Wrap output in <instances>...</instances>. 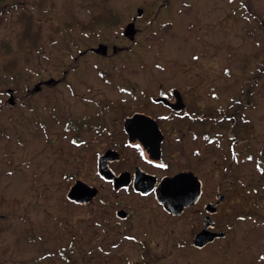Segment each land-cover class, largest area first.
Listing matches in <instances>:
<instances>
[{
  "label": "rangeland",
  "instance_id": "obj_1",
  "mask_svg": "<svg viewBox=\"0 0 264 264\" xmlns=\"http://www.w3.org/2000/svg\"><path fill=\"white\" fill-rule=\"evenodd\" d=\"M27 1L26 14L32 11L41 24L47 60L38 58V70L29 63L26 75L28 49L13 52L24 32L21 23L29 18L23 16L22 22L18 17V23L15 10L5 12L0 65L15 58L23 71L20 79L0 75V90L14 86L18 95L38 80L62 77L63 84L42 85L31 93L36 111L50 112L55 99L63 117H80L104 106L113 110L111 103L126 96L113 85L125 78L137 80L144 92L154 89L157 80H201L211 86L215 96L208 92L206 100L211 118L196 127L217 133L216 141L206 145L207 184L211 190L218 184L226 193L216 216L226 235L196 248L185 219L175 218L173 230L156 231L142 245L118 240L119 228L109 226V220L93 225L92 209L111 208L118 196L127 201L132 193L114 192L104 184L98 199L88 204L69 201V184L75 177L89 180L90 163L78 161L83 150L71 131L62 133L59 158L55 149H38L35 139L27 138L26 108L17 100L0 110V264H264V0H105L103 9L118 15L95 35L80 28L66 34L56 30L67 20L85 21L99 12L101 6L92 0H35L41 9ZM137 6L143 9L140 16ZM134 15L137 32L129 43L122 31ZM105 41L122 48L112 54L109 44L106 55L84 49ZM250 78L251 104H240L231 129L227 123L219 125L212 113L226 107L232 94L240 96L239 86ZM6 97L0 92V102ZM229 130L238 138L233 147ZM82 136L86 139L88 133Z\"/></svg>",
  "mask_w": 264,
  "mask_h": 264
},
{
  "label": "flooded vegetation",
  "instance_id": "obj_2",
  "mask_svg": "<svg viewBox=\"0 0 264 264\" xmlns=\"http://www.w3.org/2000/svg\"><path fill=\"white\" fill-rule=\"evenodd\" d=\"M123 39L132 43L135 34L131 37L123 35ZM105 44L107 47L111 45L112 54L122 48L116 43L105 41ZM84 49L100 55L107 54V50L102 53L92 45ZM27 64L26 75H29V61ZM100 75L106 76L103 72ZM63 81L62 77L38 80L32 87L26 86L22 94L18 95L14 93V86L6 87L0 90L2 94L7 93L6 99L0 102V110L10 108L15 101L21 100L26 108L24 122L28 140L31 137V141L35 139V146L40 150L55 149L57 158L61 156L62 133L64 130L72 132V140L83 150L78 161L83 165L90 163L87 174L89 180L81 176L75 177L74 180L81 179L97 188V193L90 201L77 204L84 205L98 199L104 184L111 186L114 192L123 190V194L132 193L127 201L124 200L126 198L118 196L113 200L111 208L103 206L92 209L89 218L93 225L106 224L109 220V226L119 228L121 234L118 240L141 242L142 245L151 241L149 236L154 237L156 231L173 230L175 218L185 219L187 229L192 231V238L208 221H212V225H209L211 231L224 230L219 228L216 216L224 203L226 193L218 189V184L213 190L207 184L209 181L206 145L216 141L217 133L207 130L206 126L196 127L199 124L204 126L206 119L211 118L207 115L206 100L208 92H212V98L215 93L210 85L201 80L185 79L182 83L157 80L154 89L144 92L137 80L125 78L120 85H113L126 95L121 101L111 103L113 110L104 106L99 111L80 117H63L61 103L55 99L49 106L50 112L36 111V107L31 103V93L41 89L42 85L55 87L63 84ZM253 85L254 82H251L246 100L243 101L247 106L251 104ZM89 89L88 96L94 100L91 88ZM45 97L46 94L41 96ZM238 97L237 93L232 94L226 107H217L215 113H212L219 125L227 123L229 129L234 127L239 110ZM84 132L88 133L86 139L82 136ZM227 139L230 140V147L238 140L232 130L227 133ZM27 144L30 145L29 142ZM99 159L109 173H125L127 183L115 187L112 179H107L99 173ZM214 167L215 164H212L211 169ZM179 173H186L185 180L188 184L198 183L199 192L194 201H190L175 214L157 200L154 187L162 178ZM150 178L154 179L153 188L147 192L140 191L133 185L134 180ZM227 190H232L231 185ZM209 202L214 204L212 212L207 210ZM119 210L124 211L123 216L118 215Z\"/></svg>",
  "mask_w": 264,
  "mask_h": 264
},
{
  "label": "water",
  "instance_id": "obj_3",
  "mask_svg": "<svg viewBox=\"0 0 264 264\" xmlns=\"http://www.w3.org/2000/svg\"><path fill=\"white\" fill-rule=\"evenodd\" d=\"M137 15L142 13V7L138 6L136 8ZM134 23L130 21L126 24L124 28V34L128 36H132L134 33ZM98 50L102 52L106 51V45L103 43L98 44ZM49 81V80H48ZM9 99H12V96H9ZM98 171L101 175L106 177L107 179H112L114 182V186L117 187L121 184H126V174L120 173L119 175H113L103 167L100 159L98 160ZM186 174V173H185ZM184 173H179L172 177H164L162 178L157 185L154 187L155 196L158 201L164 204L166 208L175 214L179 213L184 206H186L190 201H194L196 199L199 192V184L191 183L188 184L186 182V175ZM151 176V175H150ZM154 179H141L134 180L133 185L136 189L147 192L153 188ZM97 193V188L94 185L88 184L81 179L74 180L71 183L65 193L66 197L77 203H86L92 199V197ZM214 209V204L211 202L207 203V210L212 212ZM118 215L123 216L124 211L119 210ZM212 225V221H208L204 228L198 231L193 240V245L197 247H201L206 243L212 241L217 236H222L224 231H211L208 227Z\"/></svg>",
  "mask_w": 264,
  "mask_h": 264
},
{
  "label": "trees",
  "instance_id": "obj_4",
  "mask_svg": "<svg viewBox=\"0 0 264 264\" xmlns=\"http://www.w3.org/2000/svg\"><path fill=\"white\" fill-rule=\"evenodd\" d=\"M27 0H0V22L3 21L4 16H2L5 12H9L12 10H15L17 14V18L15 22L21 23L18 21V17L20 18V21H24L25 19L29 18V21L27 24L25 22L21 23L22 28H24V32L21 33V37L17 40V48L13 52V54H18L17 51H24L28 49L29 57L27 56V60L30 63L31 69L38 70L40 67V61L38 58L42 57L44 60H47V57L45 53L43 52L44 44L40 27L41 24L36 21L35 14L32 11H29L28 14H26V4ZM95 2V5L101 6V9L96 14H93L92 17L85 21H65L61 25L56 28V30H61L66 33H71L74 29L80 28L84 34L87 35H95L97 34L103 27H107L109 25H113L116 22V13L114 12H108V9L104 8L103 5L105 4V0H92ZM28 2V1H27ZM31 6L34 8H40L41 5H37V3L34 1L31 2ZM249 6H246V9H248ZM249 10V9H248ZM24 16V18H23ZM28 18H27V17ZM39 31V32H38ZM26 35L28 36V40H26ZM54 38H51L49 41L52 43L57 42L56 40H53ZM26 59V58H25ZM37 68V69H36ZM23 71L22 62H18L17 59L14 58V60H11L7 64H1L0 65V75H9L11 74L13 76V79L18 78L20 79L21 74ZM251 82H254V78H250L248 80L242 81V84L239 86L238 90H240L241 95V104L244 100H246V95L248 89H250ZM239 100V99H238ZM243 100V101H242Z\"/></svg>",
  "mask_w": 264,
  "mask_h": 264
}]
</instances>
